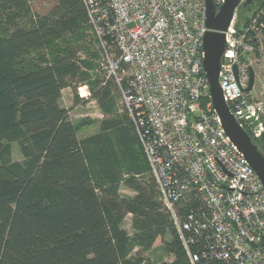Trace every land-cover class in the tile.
I'll return each mask as SVG.
<instances>
[{
    "label": "trees",
    "instance_id": "obj_1",
    "mask_svg": "<svg viewBox=\"0 0 264 264\" xmlns=\"http://www.w3.org/2000/svg\"><path fill=\"white\" fill-rule=\"evenodd\" d=\"M32 1L0 0V264H152L143 253L158 240L174 257L159 264H191L130 117L119 111L117 86L108 81L92 95L104 114L95 134L80 138L62 105L67 87L81 101L78 83L100 57L83 0H56L43 15ZM258 18L256 34H247L253 44L264 33V1L236 24L242 33ZM253 141L260 148L264 134ZM12 142L21 160L12 159ZM129 214L132 235L122 226Z\"/></svg>",
    "mask_w": 264,
    "mask_h": 264
},
{
    "label": "built area",
    "instance_id": "obj_2",
    "mask_svg": "<svg viewBox=\"0 0 264 264\" xmlns=\"http://www.w3.org/2000/svg\"><path fill=\"white\" fill-rule=\"evenodd\" d=\"M217 9L225 0H213ZM220 84L252 138L264 99L247 87L255 50L235 19ZM104 84L118 88L191 264H264V185L226 134L204 71L206 0H83ZM257 30V29H256Z\"/></svg>",
    "mask_w": 264,
    "mask_h": 264
},
{
    "label": "rangeland",
    "instance_id": "obj_3",
    "mask_svg": "<svg viewBox=\"0 0 264 264\" xmlns=\"http://www.w3.org/2000/svg\"><path fill=\"white\" fill-rule=\"evenodd\" d=\"M264 0H254L251 5L252 10L244 12L242 16H237L235 19V24L242 23L245 24L246 20L253 16L255 11H257ZM56 0H33L31 2V11L34 14H46L50 11ZM239 10V9H238ZM261 11L260 13H262ZM255 23V19L250 23ZM259 43L253 44L255 50L252 53L245 56V60H248L253 68L256 79H255V98L264 99V33L258 31L257 34ZM89 41L93 43L95 49L96 44L94 42V37L92 33L89 36ZM97 50V49H96ZM84 57V54H81ZM100 56V55H99ZM99 60L100 57L95 62L94 69L91 70V79L78 83V95L81 97V101L75 102L74 92L72 87H67L62 92V105L69 110V116L72 122L79 124L78 135L80 138L95 134L100 129L101 121L104 119V114L102 113L98 101L92 97L93 93L99 89L104 84V78L99 71ZM76 82V81H75ZM85 90V91H84ZM118 105L120 113H126L129 117V113L122 101L121 94H118ZM12 148V159L21 160L22 154L20 152L19 144L16 142L10 143ZM121 193L123 195H133V192L122 188ZM123 228L132 235L134 233L132 228V215H128L124 222ZM166 241H171V236L168 234L165 236ZM143 257L152 264H159L162 261L171 262L174 257L169 255L161 242L157 241V244L149 251L143 253Z\"/></svg>",
    "mask_w": 264,
    "mask_h": 264
},
{
    "label": "water",
    "instance_id": "obj_4",
    "mask_svg": "<svg viewBox=\"0 0 264 264\" xmlns=\"http://www.w3.org/2000/svg\"><path fill=\"white\" fill-rule=\"evenodd\" d=\"M254 0H247L241 7H247ZM240 0H225L217 9L213 0H206V27L207 32L203 38V47L205 51L204 71L209 81L210 95L213 107L219 114L226 134L231 138L234 144L241 150L247 162L256 172L257 176L264 185V152L253 141L252 136L239 123L232 113L227 103L223 88L219 80L222 58L226 50V30L228 29L236 9L239 7ZM261 18H258L255 29L251 30L256 34V29L260 28ZM246 29H244L245 31ZM256 75L250 67V79L247 87L243 90L250 92L255 84Z\"/></svg>",
    "mask_w": 264,
    "mask_h": 264
},
{
    "label": "flooded vegetation",
    "instance_id": "obj_5",
    "mask_svg": "<svg viewBox=\"0 0 264 264\" xmlns=\"http://www.w3.org/2000/svg\"><path fill=\"white\" fill-rule=\"evenodd\" d=\"M260 148H261V150L264 152V145H262Z\"/></svg>",
    "mask_w": 264,
    "mask_h": 264
}]
</instances>
